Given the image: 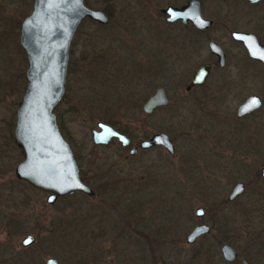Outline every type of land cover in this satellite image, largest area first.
<instances>
[{
	"label": "rangeland",
	"instance_id": "obj_1",
	"mask_svg": "<svg viewBox=\"0 0 264 264\" xmlns=\"http://www.w3.org/2000/svg\"><path fill=\"white\" fill-rule=\"evenodd\" d=\"M172 2L152 1L157 7ZM85 3L106 10L109 22L104 28L85 18L75 32L56 123L94 194L72 193L50 205L44 202L46 194L4 174L7 161L14 163L19 156L9 136L26 64L17 32L5 31L0 16L1 264H44L49 256L57 264H230L220 257L221 242L229 243L248 264H264V209L258 202L254 207L242 202L252 188L245 169L264 164V104L249 130L243 126L233 131L229 120L245 92L264 98V77L255 74L239 92L234 89L230 74L241 56L235 55L228 35L233 28L256 31L264 43L260 27L232 14L234 7L248 9L259 19L264 1L247 6L238 0H203L202 16L213 27L201 32L188 25H165L145 0ZM195 38L198 42L192 43ZM207 38L225 48V76H211L199 90L185 93L192 70L213 60ZM183 72L188 75L182 77ZM156 87L164 88L168 103L145 116L140 104ZM213 110L220 118H210ZM107 120L127 128L132 144L151 133H166L174 155L152 148L134 156L116 142L93 145L90 129ZM235 180H249L246 194L218 206L217 199ZM199 205L205 211L202 218L194 215ZM8 216L26 224V231L12 232ZM200 222L210 225V234L186 243L184 235ZM26 233L35 242L20 249L18 242Z\"/></svg>",
	"mask_w": 264,
	"mask_h": 264
},
{
	"label": "water",
	"instance_id": "obj_2",
	"mask_svg": "<svg viewBox=\"0 0 264 264\" xmlns=\"http://www.w3.org/2000/svg\"><path fill=\"white\" fill-rule=\"evenodd\" d=\"M162 11L167 15L168 21L180 19L185 23L188 20L197 28L210 24L209 20L200 16L198 2L195 0L187 1L186 5L180 8L168 6ZM84 18L101 24L108 21V17L101 10L85 6L84 0H34L30 13L20 23L18 41L25 55L26 83L15 109L13 141L19 148L22 158L15 165L14 174L32 187L48 192L47 203H52L56 197L72 192L93 194L92 189L80 178L79 167L69 144L58 129L53 113L64 93L70 42ZM230 36L240 41L247 54L259 60L264 67V48L258 44L253 34L232 31ZM207 46L222 64L220 47L213 41H208ZM208 71L207 63L197 67L190 85L202 83ZM201 73L203 77L198 78ZM253 99L256 105L258 103L256 97H249L243 105L251 106ZM166 101L163 90L157 88L143 102L142 110L148 112L157 105L165 104ZM111 137H115L121 146L127 145L125 135L102 121H97L95 128L90 130V140L95 145H105ZM150 145H161L168 153L173 152L172 144L164 133H154L139 144L141 147ZM134 150L135 146H131L128 153L132 154ZM261 173L264 176V168L261 169ZM241 189V183H236L228 198L233 197ZM194 214L201 216L203 209L200 206L196 207ZM207 231V225H196L185 234V242L190 244ZM25 240L31 242L33 236H24L21 240L22 245H26ZM219 251L222 259L227 262L233 261L236 257L234 249L225 242L220 245ZM44 263L56 264V260L47 257ZM240 264L247 262L241 259Z\"/></svg>",
	"mask_w": 264,
	"mask_h": 264
},
{
	"label": "flooded vegetation",
	"instance_id": "obj_3",
	"mask_svg": "<svg viewBox=\"0 0 264 264\" xmlns=\"http://www.w3.org/2000/svg\"><path fill=\"white\" fill-rule=\"evenodd\" d=\"M33 1L34 0H0V16L3 18L2 19V23H3V27H4V29H5V31H8V32H11V33H16L17 32V43H18V46H19V48L21 49V47H20V45H19V41H18V37H19V28H20V23H21V21L30 13V11H31V9H32V6H33ZM143 1V0H142ZM145 1H147V2H151L152 3V1L153 0H145ZM176 2H172V3H166L164 6H162V7H157V5H155L154 3H152V4H150V6L151 7H154L155 8V10H157L161 15H162V18H163V20H164V22H165V25H171V24H178L180 27H182V28H184V27H186L187 25L188 26H192V28L194 29V30H196L197 32H201V31H204V30H208V29H210V28H212L213 27V21L211 20V19H209V18H205V17H203L202 16V12H203V10H202V1L203 0H195V1H197L198 2V9H199V14H200V16L202 17V18H204V19H207V20H209L210 21V24L208 25V26H206V27H202V28H197V27H195L190 21H186L185 23H182L181 21H180V19H174V20H171V21H168V20H166V17H167V15L162 11V9H164V8H166V7H168V6H171V7H176V8H180V7H182V6H184V5H186V3H187V1H189V0H175ZM241 4H246L247 6H251V5H253V4H255V3H257V2H259V1H264V0H252V1H248V0H238ZM84 4H85V6H87V7H89L88 6V4L87 3H85V0H84ZM148 5V4H147ZM89 8H91V7H89ZM92 9H95V8H92ZM100 10V9H99ZM202 10V11H201ZM101 11L108 17L109 16V13L106 11V10H102L101 9ZM22 15V17L21 18H17V16L16 15ZM232 14L234 15V17H237V18H240V19H243L246 23H250V22H254L253 24H255L257 27H260V30H262L263 32H264V14H259V15H257V17H259V19H256L255 17H254V15L250 12V11H248V9L247 10H245V9H240V8H237V7H234V9H232ZM85 19V18H84ZM84 19H82L81 20V22L84 20ZM89 19V18H88ZM91 20V19H90ZM259 20V21H258ZM91 21H93V20H91ZM243 21V22H244ZM81 22H80V24H81ZM96 22V21H95ZM109 22V17H108V21H107V23ZM260 22V23H259ZM107 23L106 24H99V25H101L102 27H104V26H106L107 25ZM80 24L78 25V27L76 28V30H75V32L77 31V29L79 28V26H80ZM252 24V25H253ZM105 28V27H104ZM244 28V27H243ZM232 31H237V32H244V33H250V34H253L254 36H255V38H256V40H257V42H258V44L261 46V47H263L264 48V43L263 42H261L260 41V39H259V37H258V35L255 33V32H253V31H249V30H244V29H237V28H233V29H231L229 32H228V35H229V38L232 40V42H233V44L235 45V47H236V49L234 50V53H235V55L236 56H241V59L239 58V59H237L236 60V62L234 61V68H235V71H234V73H232V74H230L232 77H233V80H231V83L232 84H234L233 86H235V90H238V89H241L240 87H241V85L243 84V83H245V85L247 86V84H248V81L249 80H251L252 79V76H254L255 74L256 75H258V74H261L263 77H264V67H263V65H262V63L259 61V60H257V59H254V58H252V57H250L248 54H247V52H246V50H245V48H244V46H243V44L240 42V41H238V40H235V39H233L231 36H230V33L232 32ZM75 32H74V34H75ZM74 34H73V36H74ZM73 36H72V39H73ZM187 37H188V35H187ZM72 39H71V42H70V46H71V43H72ZM198 42V39H196L195 38V40H192V43L193 42ZM208 41H213V42H215L219 47H220V49H221V52H222V64H220L219 63V60H218V58H217V56H216V54H214V53H212L210 50H209V48H208V46H207V43H208ZM186 42H187V44L189 45L190 43H189V41H187L186 40ZM199 46H197L196 48H198ZM206 48H207V50H208V53L210 54V56L213 58V60H212V62H210V61H203V62H201L199 65H197L193 70H192V72L190 73V75H188V74H186V73H181V75H182V77L183 76H187L188 78H186V80H185V78H182L181 77V79H183V80H185V83H184V86H183V90L185 91V93H190L191 91H193V90H199L200 88H202L203 86H205L206 84H207V82H208V80H209V78H211V76H212V78L211 79H214V77L213 76H225L224 75V73H222V70H224V68L226 67V51H225V48L221 45V44H219L217 41H215V40H213V39H209V38H207V40H206ZM21 51H22V53H23V55H24V52H23V50L21 49ZM240 52V53H239ZM69 53H70V47H69ZM188 57H190V54H189V51H188ZM187 57V58H188ZM68 58H69V54H68ZM24 59H25V55H24ZM185 63V62H184ZM204 63H207L208 65H209V71H208V73L206 74V77H205V79L203 80V82L202 83H200V84H193V85H190V81H191V77L193 76V72H194V70L197 68V67H199L200 65H202V64H204ZM25 64H26V61H25ZM183 64V63H182ZM25 67H26V65H25ZM172 68V67H171ZM215 68H217L220 72H217V73H213V70L215 69ZM25 70V69H24ZM170 75H175L174 73L173 74H170ZM181 75H179V76H181ZM23 77H24V73H23ZM25 80V79H24ZM26 83V82H25ZM65 83H66V80H65ZM157 88H161L162 90H163V93H164V95H165V98H166V103L165 104H163V105H157V106H155V107H153L152 109H150L148 112H144L143 110H142V104H143V102L155 91V89H157ZM24 89V88H23ZM240 90H238L237 92H239ZM246 91V90H245ZM22 93H23V90H22ZM64 93H65V85H64ZM64 93H63V97H64ZM22 95V94H21ZM63 97L61 98V100H60V102L57 104V106L54 108V110H53V113H54V115H55V120H56V111H55V109H57L58 107H59V105L62 103V100H63ZM249 97H256L257 99H258V103L255 105V106H247L246 107V105H243L244 104V102L245 101H247V99L249 98ZM20 98H21V96H20ZM19 101H20V99H19ZM167 103H168V98H167V96H166V93H165V90H164V88H162V87H156V88H154V90L152 91V92H150L149 94H147V95H145V97L143 98V101H142V103L140 104V110H141V112L146 116V115H150V113H152L153 111H155L156 109H160V108H164L166 105H167ZM18 104H19V102H18ZM263 104H264V98L260 95H256V94H250V93H248V92H245L239 99H238V101H237V104L234 106V108H233V111H230V116H229V120H230V123H231V127H233V131H234V129H235V131H237V132H239L240 130H241V128L243 127V126H245L246 127V129L247 130H249V128L251 127L250 125H251V123H252V119H253V116H254V114L256 113V112H258L261 108H262V106H263ZM18 106V105H17ZM17 106H16V108H17ZM15 108V109H16ZM15 109H14V119L12 120L13 121V123H12V129H11V133H10V136H9V139H10V141H11V144H12V147H15L16 148V150H17V152H18V154H19V156H17V160H16V162H14V163H12V161H11V159L9 160V162L7 161V163H6V168H5V170H4V174H6V176L8 175L9 177L11 176L12 177V179H14L16 182H18V183H22V184H24L25 186H28V187H30V188H32L33 190H36L37 192H39V193H42V194H46V196H45V199H44V202L46 203V204H53L57 199H59V198H62V197H65V196H67V195H69V194H72V193H81V192H72V193H69V194H67V195H65V196H62V197H56V199L52 202V203H47L46 202V197H47V195H49V193L48 192H45V191H42V190H39V189H36V188H34V187H32L31 185H29L28 183H26L25 181H23V180H21V179H18L16 176H15V174H14V168H15V165L21 160V158H22V155H21V152H20V150H19V148L14 144V141H13V129H14V123H15ZM244 109H247V110H244ZM209 116H210V118H215V116L217 117V118H220V116H221V114H219V112L218 111H212V112H209ZM204 117L203 118H200V123H202V124H204ZM104 123H106V124H108V125H110L115 131H117L118 133H120V134H123V135H125V137L127 138V145H125V146H121L120 145V143L117 141V139L115 138V137H111L110 139H109V141L105 144V145H95V144H93L92 142V144L93 145H95V146H107V145H109L111 142H116L118 145H119V147L123 150V149H126L127 148V152H128V150L130 149V147L131 146H135V150H134V152L132 153V154H129V155H137V154H139V153H141L142 151L144 152V151H146V150H150V149H152V148H161V149H164L165 151H166V149L163 147V146H161V145H150V146H143V147H141V146H139V144H140V142L141 141H143V140H147L152 134H154V133H151L149 136H146V137H143V138H141V139H139L136 143H134V144H132L131 142H130V138H131V135H129L128 134V132H127V128H125V129H122V128H119L118 126H116V125H114L112 122H110V121H106V122H104ZM57 124V123H56ZM93 128H95V124H94V127ZM92 129V128H91ZM90 129V130H91ZM155 133H164V132H155ZM166 136H167V134L166 133H164ZM167 138L169 139V141H170V143L172 144V147H173V152L172 153H168L167 151H166V153L169 155V156H173L174 155V146H173V143H172V140H171V138H169L168 136H167ZM220 140V139H219ZM248 141H249V139H247ZM217 146H219V143H217ZM217 155H219V154H217ZM75 158V157H74ZM76 160V159H75ZM167 160V159H166ZM79 167V166H78ZM262 168H264V164L263 165H261L259 168H257V169H245V173H246V175L248 176V177H250V184H252V188H251V190H250V192H248L247 193V195H246V198H245V200L244 201H242V202H244V206H246V207H248V206H250V207H254L255 206V204H257V202L258 203H260L261 204V208L262 209H264V176L262 175V173H261V169ZM80 172H81V170L79 169V175H80ZM81 178V177H80ZM84 182V181H83ZM85 183V182H84ZM236 183H241V185H242V189L239 191V192H237V193H235L234 195H233V197H231V198H228V195H229V193L231 192V190H232V188H233V186L236 184ZM86 184V183H85ZM246 185H249V180L247 181V183L246 182H244V181H242V180H235L232 184H231V186H230V188H229V190H228V192L226 193V195L224 196V197H220V198H218L217 200H218V202H217V204H218V206H221V205H223V204H225V203H233V202H235V201H237L240 197H243L245 194H246ZM90 187V186H89ZM91 188V187H90ZM92 189V188H91ZM92 191H93V194H94V190L92 189ZM81 194H84V193H81ZM93 194L92 195H86V196H88V197H92L93 196ZM85 195V194H84ZM259 198V199H258ZM202 209H203V214L201 215V216H196L195 214V217L196 218H202V217H204V214H205V211H204V208H203V206H201V205H199ZM196 207H198V206H196ZM8 219H13V221H19V220H16V219H14V218H11V217H9L8 216ZM6 222H7V220H6ZM21 222V221H20ZM22 223V225H24V227L23 228H20V229H18L17 228V232H20V231H26V229H25V225L26 224H24L23 222H21ZM263 223H264V210H263ZM199 224H204V225H207L208 226V231L206 232V233H204V234H202V235H199L198 237H196V239L192 242V243H194L198 238H200V237H204V236H207V235H209L210 234V230H211V227H210V225L209 224H207L206 222H200V223H197V224H195L194 226H196V225H199ZM194 226H192V227H194ZM8 227V226H7ZM191 227V228H192ZM190 228V229H191ZM26 235H31V236H33V240L29 243V244H26V245H22L21 244V240H22V238L24 237V236H26ZM184 237H185V235H184ZM184 240H185V238H184ZM35 242V236L33 235V234H30V233H26L25 235H23L21 238H20V240H19V242H18V244H19V247H20V249H22V248H26V247H28V246H30L31 244H33ZM222 243H224V242H221L220 243V245L222 244ZM225 243H227V242H225ZM227 244H229V243H227ZM220 245H219V247H220ZM230 245V244H229ZM231 246V245H230ZM232 247V246H231ZM233 248V247H232ZM234 249V248H233ZM218 250H219V248H218ZM234 251H235V249H234ZM235 253H236V251H235ZM219 254H220V251H219ZM50 257V256H49ZM220 257H221V254H220ZM55 259V258H54ZM221 259H222V257H221ZM241 259H245V258H239L238 257V255H237V253H236V257H235V259L233 260V261H231V262H227V261H225V260H223L224 262H226V263H230V264H232V263H234V262H236L237 260H239V264H240V260ZM56 260V259H55ZM246 260V259H245ZM45 261V260H44ZM246 262H247V264H248V261L246 260ZM0 264H1V261H0ZM45 264V263H44ZM56 264H57V260H56Z\"/></svg>",
	"mask_w": 264,
	"mask_h": 264
},
{
	"label": "trees",
	"instance_id": "obj_4",
	"mask_svg": "<svg viewBox=\"0 0 264 264\" xmlns=\"http://www.w3.org/2000/svg\"><path fill=\"white\" fill-rule=\"evenodd\" d=\"M58 108L55 109L57 112ZM81 180L86 182L85 179L83 178L82 174L80 173ZM6 225L11 229L12 232L17 233V228H23L24 225L20 221H13V219H7Z\"/></svg>",
	"mask_w": 264,
	"mask_h": 264
},
{
	"label": "snow or ice",
	"instance_id": "obj_5",
	"mask_svg": "<svg viewBox=\"0 0 264 264\" xmlns=\"http://www.w3.org/2000/svg\"><path fill=\"white\" fill-rule=\"evenodd\" d=\"M170 18H174V17H170ZM202 77H203V73H201L200 77H198V78H202ZM255 103H256V101H255V99H253L251 106H254ZM244 110H247V109H244ZM29 242H30L29 240H25L24 241V243H26V244L29 243Z\"/></svg>",
	"mask_w": 264,
	"mask_h": 264
}]
</instances>
